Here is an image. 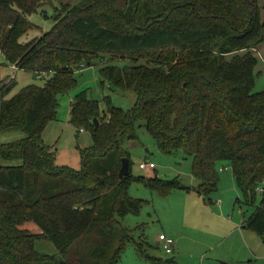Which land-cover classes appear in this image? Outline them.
Segmentation results:
<instances>
[{
	"label": "trees",
	"instance_id": "obj_1",
	"mask_svg": "<svg viewBox=\"0 0 264 264\" xmlns=\"http://www.w3.org/2000/svg\"><path fill=\"white\" fill-rule=\"evenodd\" d=\"M48 3L0 0L7 62L48 76L9 98L15 79L0 83V132L25 134L0 145L3 160L20 161L0 166V264H118L130 240L120 218L144 203L128 195L130 184L143 182L160 195L193 190L211 204L220 161L230 163L241 195L235 203L254 208L243 228L264 240V186L257 193L264 181V90L254 91L252 52L264 44L258 0H83L62 4L49 31L21 42L34 28L29 16ZM104 53L132 62L101 73L110 86L132 91L135 104L128 111L109 106L107 115L86 92L77 94L70 123L89 131L93 143L80 149V170L56 166L42 135L56 118L57 97L75 85V67ZM139 120L162 153L192 157L196 187L131 174L123 141L137 138ZM124 157L130 173L120 178ZM42 241L55 253L41 251Z\"/></svg>",
	"mask_w": 264,
	"mask_h": 264
},
{
	"label": "rangeland",
	"instance_id": "obj_2",
	"mask_svg": "<svg viewBox=\"0 0 264 264\" xmlns=\"http://www.w3.org/2000/svg\"><path fill=\"white\" fill-rule=\"evenodd\" d=\"M83 0H51V3L38 8L29 16V20L33 23L34 28L21 38V42L27 43L32 39L39 37L42 33L49 31L54 25L53 17L56 9H60L62 4L76 5ZM260 14L264 19V0H258ZM47 16V17H45ZM257 58L255 68L256 79L254 91L264 90V44L253 50ZM73 70V78L75 85L68 91L61 93L57 97V106L55 109V119L50 121L44 128L42 139L45 144L52 148L54 163L56 166H67L74 170L82 168V159L80 149H87L92 145V137L89 131L75 128L70 123L71 102L77 94L86 92L88 98L96 101L100 109L108 115L109 106L119 107L125 111L130 110L136 101L135 94L132 91L120 90L104 79L101 73L102 67L107 65L117 68H124L132 65L131 61L124 59L112 60L110 55L104 53L96 58L91 66L81 65ZM6 78H14L17 85L10 92L7 98L17 93L20 89L29 84L42 86L48 76L38 78L34 73L24 70H16L10 65L3 52L0 50V83ZM1 108V95H0ZM135 140L125 139L123 148L129 153L131 160V174L134 177L158 178L166 181L177 180L183 184L190 185L192 175V157L186 156L182 152L174 155L162 153L155 139L144 127V122L139 120L136 123ZM25 137L22 131L0 132V145L11 143ZM148 160L155 165V168L147 167L141 169L139 164L141 161ZM5 164L18 165L20 161H6L0 157V166ZM219 172L231 173L230 163L228 161H220L218 163ZM235 185L232 189L226 188L223 192L222 199L232 200V215L235 218L243 219L244 215H249L254 211L253 207L239 206L235 203L240 198V192ZM219 192V188H218ZM128 195L132 199L142 200L144 203L140 211L136 214H128L120 218L121 223L128 230L130 240L126 243L125 250L121 255L118 264H222L218 260L217 255L229 256L227 249L230 239L224 238V235L210 236L208 232L214 229L218 231L220 222L216 218L202 224H188L182 217L186 206L185 193L173 191L168 195H160L155 190L146 186L143 182L133 181L128 187ZM215 196V195H214ZM211 200H215V198ZM210 205H213L212 203ZM211 207V206H210ZM200 210L198 207L191 209ZM187 211V209L185 208ZM211 211H214L211 209ZM220 211V210H217ZM198 213V212H197ZM199 214V213H198ZM201 220L204 218L199 214ZM226 224L221 222V226ZM217 229V230H216ZM246 237L239 241L240 245H244V253L242 260L236 258L222 259L225 264H264V240L256 232L245 228ZM159 232H164L169 238L174 240L175 252L166 253L158 240ZM217 241L223 239L220 245L215 247V251L208 252L207 259L198 257L190 248L196 240L207 238H215ZM232 238V237H231ZM180 240V246L176 245ZM213 240V239H212ZM159 241V243L157 242ZM159 244V245H158ZM236 243H234L235 245ZM139 245L142 246L141 251ZM41 251L54 254L55 249L49 242L42 241L38 244ZM183 249V250H182ZM253 251V252H252ZM142 252L143 254H141ZM203 259V260H202Z\"/></svg>",
	"mask_w": 264,
	"mask_h": 264
},
{
	"label": "crops",
	"instance_id": "obj_3",
	"mask_svg": "<svg viewBox=\"0 0 264 264\" xmlns=\"http://www.w3.org/2000/svg\"><path fill=\"white\" fill-rule=\"evenodd\" d=\"M220 180H219V192L217 190L216 193L211 195L212 199L215 198V200H211L213 205H210L205 201V199L197 194L193 190H185V189H179V190H174L178 191L181 193H185V202L186 206L184 208V214H182V217L188 222V224H202L203 222L210 221L212 218H216L220 222V227L218 231L220 232H215L214 229H211V231L208 232V235L210 236H217L224 235V238L230 239L229 244H227L226 248L227 249H234V251H228L229 256H220V254L217 255V258L215 259L216 261L218 260L219 262L223 263L222 259H230V258H236L240 259L242 258V254L244 253V245H240L239 241H243L244 238L246 237V231L243 228V223L246 221L248 216L253 212H251L249 215H244V221L243 219H238L235 218L234 215H232V200H227L225 197L222 199L223 195L222 193L226 191V188L232 189V186L235 185L234 177L232 172L228 173L225 171L219 172ZM190 185H187L186 183L184 184L187 187L194 188L198 185V181L193 177L192 180H190ZM215 195V196H214ZM191 205L194 207L200 208V210H195L194 208L191 209ZM211 206V207H210ZM214 210V211H211ZM220 210V211H217ZM204 217L202 220L199 216V214ZM221 222L225 223V226H221ZM217 230V229H216ZM165 234L164 232H159V234ZM166 235V234H165ZM232 237V238H231ZM213 239V240H212ZM159 243V241H157ZM221 242H224L223 239L221 241H217L216 237L215 238H207L203 240H196L192 244H190V248L195 252V255H198V257H201L204 259H207L208 261L210 258L207 257L206 254L211 251H215V247L221 244ZM245 242V240H244ZM234 243H236L234 245ZM159 245V244H158ZM176 245L180 246V240H177ZM176 246L174 247V252H175ZM183 250V249H182ZM173 252V253H174ZM253 252V251H252ZM202 259V260H203ZM242 260V259H240Z\"/></svg>",
	"mask_w": 264,
	"mask_h": 264
},
{
	"label": "built area",
	"instance_id": "obj_4",
	"mask_svg": "<svg viewBox=\"0 0 264 264\" xmlns=\"http://www.w3.org/2000/svg\"><path fill=\"white\" fill-rule=\"evenodd\" d=\"M43 75L44 74H37V77L40 78ZM81 131H83V129H81ZM139 167L141 169H145L147 167L155 168V165L153 163L149 162L148 160H145V161L140 162ZM263 186H264V181H263V184L257 188L258 194H261L263 192V188H262ZM158 240L161 242V246H162L163 250L166 251V253L171 254L172 251L174 252V246H173L174 240L172 238H169L167 235L161 233L158 235Z\"/></svg>",
	"mask_w": 264,
	"mask_h": 264
},
{
	"label": "water",
	"instance_id": "obj_5",
	"mask_svg": "<svg viewBox=\"0 0 264 264\" xmlns=\"http://www.w3.org/2000/svg\"><path fill=\"white\" fill-rule=\"evenodd\" d=\"M91 124L95 129H97L99 126L97 119H93L91 121ZM129 173H130L129 160H128V158L124 157L121 160V167L119 169V177L123 178V177L129 175Z\"/></svg>",
	"mask_w": 264,
	"mask_h": 264
}]
</instances>
